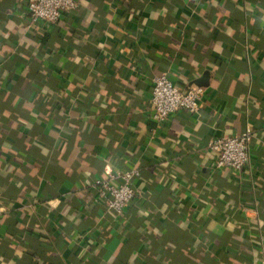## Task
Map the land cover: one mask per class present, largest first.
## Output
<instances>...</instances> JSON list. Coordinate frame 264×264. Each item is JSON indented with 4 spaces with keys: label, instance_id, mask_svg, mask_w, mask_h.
I'll return each mask as SVG.
<instances>
[{
    "label": "crops",
    "instance_id": "1",
    "mask_svg": "<svg viewBox=\"0 0 264 264\" xmlns=\"http://www.w3.org/2000/svg\"><path fill=\"white\" fill-rule=\"evenodd\" d=\"M203 81L151 118L153 77ZM253 129L243 171L209 143ZM138 169L116 216L94 181ZM0 264H264V0H0Z\"/></svg>",
    "mask_w": 264,
    "mask_h": 264
},
{
    "label": "built area",
    "instance_id": "2",
    "mask_svg": "<svg viewBox=\"0 0 264 264\" xmlns=\"http://www.w3.org/2000/svg\"><path fill=\"white\" fill-rule=\"evenodd\" d=\"M80 7V0H28L31 23L51 25L57 23L64 14ZM208 96L207 88L191 84L180 87L166 73L153 77L151 118L162 123L180 110L199 113ZM253 129L240 134L224 135L212 140L207 149L214 154L216 169L230 168L243 171L251 160ZM140 175L138 169L110 171L97 178L93 188L107 208L116 216H121L137 197L134 180Z\"/></svg>",
    "mask_w": 264,
    "mask_h": 264
},
{
    "label": "trees",
    "instance_id": "3",
    "mask_svg": "<svg viewBox=\"0 0 264 264\" xmlns=\"http://www.w3.org/2000/svg\"><path fill=\"white\" fill-rule=\"evenodd\" d=\"M78 10V9H77ZM76 11V10H75ZM71 12H73V11H71ZM68 13H70V12H68ZM137 199V197L135 198V200ZM135 200L133 201V203L131 204V206L132 205H134V202H135Z\"/></svg>",
    "mask_w": 264,
    "mask_h": 264
},
{
    "label": "water",
    "instance_id": "4",
    "mask_svg": "<svg viewBox=\"0 0 264 264\" xmlns=\"http://www.w3.org/2000/svg\"><path fill=\"white\" fill-rule=\"evenodd\" d=\"M197 84H198V85H202V84H203V81H198Z\"/></svg>",
    "mask_w": 264,
    "mask_h": 264
}]
</instances>
